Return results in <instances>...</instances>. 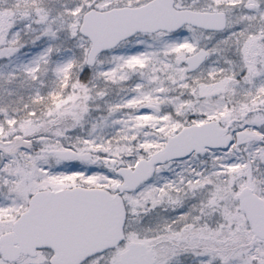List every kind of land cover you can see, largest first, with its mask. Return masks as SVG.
Masks as SVG:
<instances>
[{
    "label": "snow or ice",
    "instance_id": "obj_1",
    "mask_svg": "<svg viewBox=\"0 0 264 264\" xmlns=\"http://www.w3.org/2000/svg\"><path fill=\"white\" fill-rule=\"evenodd\" d=\"M0 264H264V0H0Z\"/></svg>",
    "mask_w": 264,
    "mask_h": 264
}]
</instances>
